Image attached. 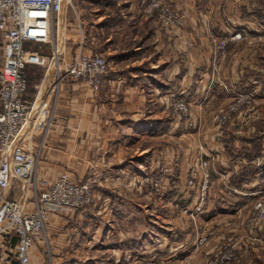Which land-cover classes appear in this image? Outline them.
Instances as JSON below:
<instances>
[{
    "label": "rangeland",
    "instance_id": "374dc122",
    "mask_svg": "<svg viewBox=\"0 0 264 264\" xmlns=\"http://www.w3.org/2000/svg\"><path fill=\"white\" fill-rule=\"evenodd\" d=\"M231 1L235 6L232 14L241 13L244 16L242 1ZM248 1L246 6L251 11L250 16L263 23L264 0ZM164 2L170 11L182 18L181 27L173 28L159 22L157 9L150 12L141 7L140 16L137 17L131 6L134 3L132 0H70V4L64 8L65 21L73 23L77 16L80 19H94L93 32L97 36L92 53H100L108 63V75L99 90L95 92L90 88L94 93L99 94L101 88L103 93L109 89L105 84L110 77V67L115 65L114 69L119 70V74L131 73L138 67H131V57L127 56L138 42L141 45L146 42L142 54L147 58L144 61L146 66L142 64L139 68L159 82L157 72L163 63L155 66L163 52L161 48L154 49L158 43L154 39L151 45H147L146 28L158 31L161 28L167 33L174 29H185L189 22L188 16L181 10L171 6L167 0ZM149 4L150 0L144 3L145 6ZM130 6L132 9H129ZM221 6L220 13L225 10L224 4ZM102 16L105 17L98 21L97 17ZM140 17L146 21H140ZM62 24L60 19L59 30ZM104 24L105 27H101ZM199 28L206 43L195 37L194 42L200 46L199 58L202 59L199 74L193 79L196 83L171 99L163 98L164 94L161 93L155 94L152 88L147 102V107L155 116H160L162 112V118L168 125L178 126L176 129L180 130L182 140L190 136L188 143L176 141L174 132L165 143L156 140L151 144L135 143L127 133L123 136V129L119 132L115 127L110 128L103 133V140L102 137L100 139L101 135L88 136L79 150L81 155L76 159L77 165L59 166L62 170L58 171L57 177L49 180L38 176L43 136L48 126L33 132L31 145L38 160L35 164V194L42 193L63 173H68L77 187H85L88 192V204L79 209H61L50 213L45 223L46 240L35 244V264L47 263L49 259L52 264V258L64 260L72 254H68L67 244L73 238L86 240L85 244L82 241V246L75 243L72 250L81 264H264V235L252 233L258 228L264 232V222H255L259 213L254 209L255 202L264 198V191L261 190L251 207L243 208L240 212L233 211L231 206L223 207L224 196H227L223 193V184H235V177L241 172L264 165V98L257 96V92L264 91L251 87L253 82L264 84V37L247 38L240 32L220 37L214 34L208 20L202 21ZM238 33L241 34L240 39L235 36ZM133 35L137 39L132 43ZM187 38L189 40L188 34ZM159 40L161 47L165 48L166 40ZM184 41L187 42L186 37ZM35 49L39 55L51 59L50 44H32L29 48ZM24 50L27 51L25 46ZM61 50L62 45L58 44L57 58ZM208 52L210 57L206 58ZM25 58L28 60V56ZM50 59L45 61L47 66ZM62 61L57 59V65H51L47 78V67H26V98L31 103L37 97L41 103L44 94L40 96L42 91H39L37 96L36 86L39 82L41 84L45 79L48 86L53 81L51 89L56 85L58 67L61 65V76L66 70V64L63 65ZM138 75L142 76L143 72ZM57 91V87L53 94L49 91L46 103L49 110L54 109ZM192 96L193 101L188 99ZM114 99L105 108L125 115L122 117L125 120L133 109L127 107L130 106L126 101L127 95L122 94ZM152 117L149 119L151 122L157 121ZM114 118L117 120L118 117L111 116L109 119ZM51 121L52 116L49 117ZM228 141L249 144L254 159H245L243 152L244 158L239 156L230 160L228 156H233V153L231 155V148L228 149ZM192 143L195 149L191 148ZM208 144L216 145L217 156L204 154ZM204 181L206 187L203 189ZM20 195L19 186L11 189V198H19ZM58 213H65L66 218L80 215L81 224H73L72 231L69 225L49 226L51 216ZM55 240L58 241L55 243ZM88 241L93 244L89 245ZM54 251L58 252V256ZM179 251H184V254L178 255ZM128 255L131 259L127 258Z\"/></svg>",
    "mask_w": 264,
    "mask_h": 264
},
{
    "label": "crops",
    "instance_id": "0c3cea01",
    "mask_svg": "<svg viewBox=\"0 0 264 264\" xmlns=\"http://www.w3.org/2000/svg\"><path fill=\"white\" fill-rule=\"evenodd\" d=\"M132 1H134V3H132L133 5L131 4V6L135 9L134 13L138 17L140 16L141 7H143V4L147 2V0ZM240 1H242L243 7H245L243 8V11L245 12L244 16L240 15L241 13L232 14V8L235 6L231 0H167L171 6L181 10L185 15H187L189 22L185 29H174L167 33L163 32L161 28L160 31L151 30L149 27L146 28L147 33L145 34V37L148 36L147 45H151V42L154 39L156 43L158 42L154 46V49L161 48L163 52L159 56V60L155 66L158 67L160 63H163V65H161L162 68H160L157 72V75H159L160 78V80H158L159 82H157V80L155 81L154 76L151 78L149 75H146V72L142 70L143 68H139L140 65H144L147 61V58L145 59V54H142V51L145 49L144 46L146 45V42L143 43V45L138 42L133 51L127 53L128 58L131 57L129 62L130 66H138L136 69L134 68L133 72L119 74V70H115V65L113 68L110 67V69H112L110 70V77L107 79V83L105 84L106 87H109V89L105 93L102 92L103 88H101L102 90L99 94L94 93L89 86L82 82L73 80H65L62 82L57 88V99L53 103L54 109L52 121L46 128L45 136H43L44 146L39 156L38 164L40 167L38 170V176L52 180L57 177L58 171L60 172V170H62L59 166L77 165L78 162L76 159L81 155L79 150L82 149V146L84 145L83 143L86 142L88 136L101 135L100 139L102 137L103 140V133L114 127L115 130L119 132L123 129V136L127 133V136L135 143L145 142L147 144H151L153 140L165 143V140L169 136L171 137L173 132L174 135L177 136L175 137L176 141L188 143V141H190L189 138L191 139L190 136H185L183 137L185 139L182 140L179 135L180 130L176 129V127H178L176 124L172 125L169 123L168 125V123H166L162 118L164 115L161 114L162 112L159 113L160 116H155L150 108L147 107V102H149L150 98L148 94L153 88L152 92L155 94L159 95V93H161L162 95L164 94L163 98L171 99L172 96L178 97L180 95V91L184 90V88L188 89L190 86L193 87V84L196 83V81L193 82V79L197 74H199V70L201 68L200 61H202V59L199 58L198 50L200 46L194 42L195 37L197 39H203L206 43V40L203 38L199 28V24L202 21L208 20L212 25L214 34L219 35L220 37L232 36L237 32L242 33L243 36H246L247 38L264 37V24L258 21L256 17L250 16L251 11L249 6H246L249 1ZM221 4H224L225 7V10H223L222 13L219 12V9L222 8ZM131 6L129 9H132ZM64 15L65 11L62 13L60 18L63 23L62 29L59 30L58 24L57 29L54 31V37L57 44L62 45V50L58 59L63 60L64 64L67 65L78 55L90 54L93 52L92 45H94L97 34L93 32L94 19L91 20L88 19V17H82V19H80V17L77 16V20H74L73 23L69 24L65 21ZM104 17L105 16L97 17L98 21ZM140 21L146 20L140 17ZM105 25L106 24L101 27H105ZM187 34L189 36V40L187 38ZM133 36L131 37L132 43L137 39L136 35ZM185 37L187 42L184 41ZM161 38L163 41L166 40L165 45H163L165 48L161 47L162 42L159 40ZM204 42H202L203 45H205ZM32 44L39 43L25 44V49L27 50L26 56H28L27 67L46 68L47 62L45 61L49 60L50 57L39 55L36 49L29 50ZM128 44L132 45L130 42ZM103 53L106 54V51ZM208 56L210 57L209 52L206 54V58H208ZM149 65H151V63ZM209 65L210 63L207 64V68H209ZM48 72L45 75V78L50 75ZM141 72H143V75H138ZM112 74H114V76ZM52 83L53 81H50L48 86H46L45 79L41 84L39 82V85L36 86V89H38L37 96L39 91H42L40 96L44 93H47L48 95L50 93L49 91H51L50 87ZM214 85L218 84L214 83ZM253 86L255 89L260 88L264 91L263 83L258 84L253 82L251 87ZM53 93L54 92H52V94ZM122 94L127 95L126 101L130 103V106L128 105L127 107L133 108H131L132 113L129 114L128 118H125V120H122V117L125 115L121 116V114L110 112L107 108H105L107 104H110L108 103L109 101H111L112 104L115 100L114 98H119ZM257 96L264 98V92H257ZM188 99L193 101L194 96L189 97ZM38 102H40V100H38L37 103ZM144 107L147 108L144 109ZM110 115L112 117L117 116V120L116 118L109 119L111 117ZM151 117L156 118L157 121L151 122L149 120ZM43 119L44 117L41 118V120ZM151 130H154L153 134L149 133ZM36 136L37 135H35V137ZM232 141L227 142L228 144L230 143L228 149L231 148V155L233 153V156H228L230 160L242 156L243 152L245 159H254V153L253 150L251 151V146L249 144H236L235 142L232 143ZM214 145L215 144H208L204 154L215 155L217 150L216 145L215 148ZM191 146L192 149H195L196 147L193 143ZM262 149H264V144ZM232 150H234V152H232ZM253 169L255 170L254 177L251 181H249V183L242 184L241 188L237 189L228 182L223 184L225 186L223 193L227 195L224 196L223 204L225 205L222 204L223 207L231 206L233 211L240 212L243 208L251 207L257 200L259 193H262L261 190L264 191V189H262L264 188V165H262L259 169ZM220 173H223V171ZM142 174L144 173H140L139 175ZM260 185L262 186L260 187ZM65 215V213L53 214L51 216V223H49V226L53 227V224H60L61 226L69 225V230L72 231L73 224H81L82 219H79L80 215H76L74 217L70 215L68 218H66L67 215ZM256 231H254L255 233H252L259 236L264 235L261 228H258ZM57 241L58 240H55V243ZM82 241L83 244H85L86 240L82 238ZM82 241L77 238H73L72 242L67 244L69 246L68 254H72L67 256L64 260L52 258V264L53 261H55V264H81L75 259V255L72 250L75 243L80 246ZM88 242L89 245L93 244L91 241ZM16 243L17 240L15 238L7 239L0 236V264H17L15 259ZM61 243H63V240ZM64 245L66 246V243ZM33 250V252H31V257L33 264H35V249ZM54 253L55 256H58V252L54 251ZM178 253L183 255L184 251H179L177 254ZM193 260L195 259L193 258Z\"/></svg>",
    "mask_w": 264,
    "mask_h": 264
},
{
    "label": "built area",
    "instance_id": "2783aa9c",
    "mask_svg": "<svg viewBox=\"0 0 264 264\" xmlns=\"http://www.w3.org/2000/svg\"><path fill=\"white\" fill-rule=\"evenodd\" d=\"M69 4L70 0H0V236L17 240V264H33L31 251L40 240H46L45 223L51 212L77 210L88 202L85 187H77L68 173L61 174L46 190L35 194L38 160L31 145L32 134L49 126L53 111L46 108L49 97L45 93L41 103H37L38 97L32 103L26 98L27 53L24 46L26 43L52 46L47 73L57 58L54 31ZM143 9L150 12L157 9L158 21L166 26L179 28L183 24L182 18L170 11L164 0H150L149 5L143 4ZM235 36L241 38L240 33ZM65 66L62 76L61 65L58 67L56 85L51 92L66 79L81 81L97 92L108 75V63L98 53L80 54ZM16 186L21 195L11 198L10 191ZM254 209L259 213L255 222L263 223V197L255 202ZM42 264H51L50 259Z\"/></svg>",
    "mask_w": 264,
    "mask_h": 264
},
{
    "label": "trees",
    "instance_id": "16d2710c",
    "mask_svg": "<svg viewBox=\"0 0 264 264\" xmlns=\"http://www.w3.org/2000/svg\"><path fill=\"white\" fill-rule=\"evenodd\" d=\"M264 24V22H263ZM149 133H154V130L149 131ZM255 170L253 169V167L246 169L245 171L241 172L238 176L235 177V184H231L232 186H234L235 188H241L242 184H246L249 183V181H251V179L254 177V172Z\"/></svg>",
    "mask_w": 264,
    "mask_h": 264
},
{
    "label": "bare ground",
    "instance_id": "6f19581e",
    "mask_svg": "<svg viewBox=\"0 0 264 264\" xmlns=\"http://www.w3.org/2000/svg\"><path fill=\"white\" fill-rule=\"evenodd\" d=\"M59 23H60V20H59ZM56 44V48H57V50H58V44H57V42L55 43ZM54 62V61H53ZM55 62H56V60H55Z\"/></svg>",
    "mask_w": 264,
    "mask_h": 264
}]
</instances>
